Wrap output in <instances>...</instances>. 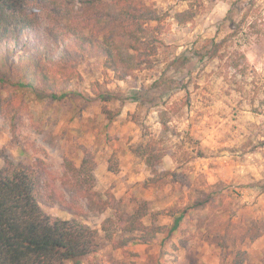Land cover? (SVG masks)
<instances>
[{"label":"rangeland","instance_id":"374dc122","mask_svg":"<svg viewBox=\"0 0 264 264\" xmlns=\"http://www.w3.org/2000/svg\"><path fill=\"white\" fill-rule=\"evenodd\" d=\"M146 1L166 14L156 67L118 81L104 69L102 59H85L79 67L82 83L70 87L78 92L75 97L64 103L37 101L27 91L29 111L15 120L14 131L0 116V148L14 161L30 163L40 157L59 171L63 157L79 165L81 148L86 147L97 163V191L110 189L128 210L134 201L147 202L151 212H161L158 223L170 225L172 218L165 213L175 206L188 207L171 239L162 243L164 236L158 235L150 243L129 245L125 252L106 245L81 264H229L232 257L225 260L216 245L227 227L237 241L235 250L246 254L243 264H264V235L250 242L234 227L264 219V148L258 145L264 140V0ZM186 9L194 12L193 20L178 25L174 15ZM235 28L238 33L227 50L242 52L250 69L245 79L230 70L226 80L219 74L224 62L201 64L197 55L205 52V40H221ZM95 80H107L118 99L105 104L84 100ZM158 98L167 106L174 104L171 129L163 135L173 155L164 158L162 167L185 172L190 188L146 185L150 171L131 151L142 135H162ZM103 106L118 116L109 122ZM210 192L215 199L191 207ZM43 208L70 218L57 206ZM107 215L91 214L83 221L99 228Z\"/></svg>","mask_w":264,"mask_h":264},{"label":"trees","instance_id":"16d2710c","mask_svg":"<svg viewBox=\"0 0 264 264\" xmlns=\"http://www.w3.org/2000/svg\"><path fill=\"white\" fill-rule=\"evenodd\" d=\"M194 15L186 9L174 19L182 25ZM165 19L166 14L160 15L146 0H0V116L14 131L15 120L29 111L27 91L37 101L64 103L75 97L78 92L70 87L82 83L79 67L85 59H102L104 69L118 81L153 69L163 45L160 33ZM237 33L235 28L221 40H205L198 63L215 59L224 62V72L219 73H224V79H229L230 70L245 77L250 69L245 55L227 50ZM108 84L107 80L92 81L89 96L82 98L103 104L118 99ZM158 104L162 106L157 109L162 135L158 139L142 135L131 151L150 171L146 185L190 188L185 172L162 167L164 158L173 155L164 146L163 135L171 129L174 104L167 106L163 98H158ZM103 113L109 122L118 116L105 106ZM258 145L264 148V140ZM81 151L79 165L63 157L57 171L40 157L30 163L14 161L0 148V264H81L106 245L125 252L129 245L150 243L158 235L164 236L163 243L178 231L188 207L170 208L165 213L172 218L170 225L159 224L161 212H151L147 202L134 201L128 210L110 189L97 191L95 156L86 147ZM213 196V192L205 193L191 207H202ZM44 205L57 206L70 218L53 216ZM91 214L108 215L97 228L83 221ZM234 227L250 242L264 235V219ZM222 234L216 245L224 251V259L232 257L229 264H243L246 254L235 250L237 241L230 228ZM111 264L128 263L117 260Z\"/></svg>","mask_w":264,"mask_h":264}]
</instances>
